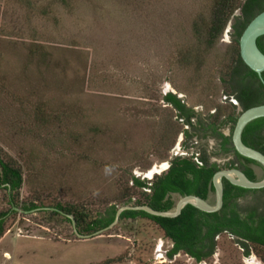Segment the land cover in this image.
<instances>
[{
	"label": "rangeland",
	"instance_id": "rangeland-1",
	"mask_svg": "<svg viewBox=\"0 0 264 264\" xmlns=\"http://www.w3.org/2000/svg\"><path fill=\"white\" fill-rule=\"evenodd\" d=\"M32 1L38 10H44L47 0ZM209 2L109 0L104 19L101 12L95 15L80 7L75 19L79 17L81 22L76 27L74 19L64 26L60 19L49 24L35 21L27 2L0 0V150L23 170L21 201L39 197L52 204H89L93 210L102 209L113 204L128 173L150 181L171 159L195 154L182 149L181 134L169 152L157 149L162 128L175 115L162 102L166 94L177 95L203 117L235 102L225 97L220 83L227 64L223 62L230 59L232 23L205 64L192 65L186 71L180 63L179 53L195 52V43L189 41L191 16L206 14ZM163 17L166 25L161 22ZM64 28L74 38H66ZM35 35L50 43L55 59L70 62L66 76L59 70L45 74L28 58ZM79 74L99 80L89 82L81 93L74 86ZM36 107H46L48 116L72 112L73 121L43 128L34 118ZM240 110L237 107L236 113ZM88 127L102 134H90V142L82 147L66 137L70 132L85 133ZM213 145L208 141V152ZM255 171L263 179V170ZM172 199L175 204L180 201L178 196ZM255 199L248 195L239 205L253 206ZM208 204L215 205V195ZM7 209L6 192L0 189V211ZM43 223L38 215L27 216L23 223L19 218L10 220L0 239V264H102L117 259L121 261L116 264H197L182 253L170 261L167 253L172 244L147 221L118 223L88 240L73 236L68 224ZM216 243L214 256L200 264H264L260 260H264L263 249L252 248L246 257L236 240L226 234Z\"/></svg>",
	"mask_w": 264,
	"mask_h": 264
},
{
	"label": "trees",
	"instance_id": "trees-1",
	"mask_svg": "<svg viewBox=\"0 0 264 264\" xmlns=\"http://www.w3.org/2000/svg\"><path fill=\"white\" fill-rule=\"evenodd\" d=\"M17 1L27 2V7L35 21L45 20L49 24L60 19V23L62 21V26H64L68 20L74 19L76 27L81 22L79 17L75 19V13L80 7H86L95 15L101 12L103 16L101 18L104 19L103 14L108 10L106 4H109V0H47L44 10H38L35 1ZM142 6L144 5L142 4ZM263 12L264 0H210L206 14L205 12L201 13L196 18L191 16L190 19L191 34L189 33L190 38L188 36L187 39L189 38V41L195 43V52L186 51L178 54L181 58V65H185L186 68L195 64H205L207 55L216 47L232 23L230 59L223 62L227 64L221 71L220 83L225 89V97L228 100L233 98L242 111L264 105V83L258 75L243 64L239 50V40L244 30L254 18ZM150 20L151 24H154L153 19ZM99 21L100 19L97 23ZM161 22L166 25L168 21L163 17ZM91 28L88 24L89 31H92ZM65 30L66 38L68 35L74 38L75 35L72 32ZM36 35L31 37L33 43L29 47L28 58L35 62L36 66L42 69L45 74L50 75L59 70L63 76H66L67 70L71 67L70 62L66 58L62 61L55 59L54 49L49 47L50 43L38 40ZM256 46L264 54V37L256 40ZM88 62L87 57L84 64L85 72ZM91 79L87 78L86 74L83 76L79 74L74 86L82 93L89 82L93 83L99 80L97 76L94 81ZM262 80L264 82V73ZM162 101L173 107L175 115L169 118L170 120L166 121L168 124L162 128L164 133L157 152H169L182 133L189 137L188 131L184 128L185 126L191 127V120L198 118L197 127L200 130L212 133V136L222 141L219 153L211 154L206 148H201L189 157H177L171 162L166 172L156 175L151 181L141 180L127 172L128 179L126 178L124 182L120 183L118 195L113 204L108 203L102 209L93 210L89 204H52L39 197L32 201H21L20 193L24 185L23 170L11 157L4 155L0 150V189L6 192L8 205L6 211H0V239L8 231L7 224L10 220L14 222L19 218L23 223L29 215L42 216L45 225L55 223L68 224L72 227L71 220L67 218V216H71L75 220L79 235L92 236L109 227L114 221L117 210L121 207L146 206L157 212L169 213L174 212L177 205L172 199L173 196H178L180 199L194 196L208 202L214 195L213 177L222 170L237 169L254 183L264 179V176L263 179L258 178L255 168H260L263 172L264 169L259 164L239 156L232 146L231 136L225 137L218 133L220 125H230L233 131L240 115V113H236V105L230 104L229 108L216 107L214 112L203 117L201 114H196L193 108L187 107L172 93L165 95ZM33 115L36 121L43 125V128L53 127L52 124L59 127L62 125L61 123L73 121L72 112L51 113L48 116L46 107H36ZM80 116L83 115L80 113ZM88 129L85 133L70 132L66 137L72 139L73 145L82 147L90 142L87 139L90 134H94L96 137L102 134L96 128L88 127ZM88 131L90 132L88 133ZM242 142L248 148L264 155V118L255 120L244 128ZM230 153H233L234 160L224 165L212 162L214 156H226ZM59 155L65 157L62 151ZM82 159L89 161L87 156H82ZM222 185L223 207L218 213L206 214L190 205L186 206L180 216L175 219L154 217L142 211H127L122 213L119 223L150 222L158 229L163 238L172 244V249L167 253V258L170 261L182 253L197 264L206 262L216 252L217 238L224 234L236 240L246 257L250 255L252 248L264 250V190H244L232 186L225 179L222 180ZM137 192L141 194L138 198ZM248 195L255 196V203L253 206L243 208L239 202ZM260 260L264 263L262 258ZM120 261L121 259L109 260L102 264H116Z\"/></svg>",
	"mask_w": 264,
	"mask_h": 264
},
{
	"label": "water",
	"instance_id": "water-1",
	"mask_svg": "<svg viewBox=\"0 0 264 264\" xmlns=\"http://www.w3.org/2000/svg\"><path fill=\"white\" fill-rule=\"evenodd\" d=\"M260 37H264V12L259 14L250 22V24L246 27L239 40L240 58L243 64L250 71L258 75L262 83H264L262 80V74L264 73V54H262L256 46V40ZM262 118H264V105L253 107L246 111L240 110V115L236 121V124L231 134V141L235 152L239 156L259 164L264 169V155L256 150L248 148L242 142V133L244 128L249 123ZM213 162L217 161L213 160ZM223 179L227 180L232 186L244 190H264V179L262 181L254 183L251 182L241 171L237 169L222 170L216 173L212 180L215 195L214 206H211L208 204V202L194 196H187L181 198L176 205L175 211L169 213L157 212L146 206H125L117 210L114 221L109 227L92 236L79 235L76 230L74 218L71 216H67V218L72 222L73 232L76 237L82 240H88L100 236L103 233L111 231L114 227L118 225L122 213L127 211H142L154 217L175 219L180 216L182 210L186 206L190 205L203 213L215 214L221 211L223 207Z\"/></svg>",
	"mask_w": 264,
	"mask_h": 264
},
{
	"label": "flooded vegetation",
	"instance_id": "flooded-vegetation-1",
	"mask_svg": "<svg viewBox=\"0 0 264 264\" xmlns=\"http://www.w3.org/2000/svg\"><path fill=\"white\" fill-rule=\"evenodd\" d=\"M168 94H166V95H168ZM173 95H175V94H173ZM177 98L180 99L178 96H177ZM162 102L164 103L165 106H167L173 110L172 106L166 104L164 101H162ZM234 105H236L238 108L240 107L237 102H234ZM193 110L196 114L199 115V113L195 109H193ZM197 122H198V118H193L191 120V125H190L193 128H191L189 126H185L184 130L188 131L189 137H187V135L185 133L181 134L182 146H183L182 149L186 150V151L194 150L195 152H197L201 148H206L208 150V141H212L214 143V145H213V148L211 149L212 151L210 153L211 154H218L222 141L220 139L212 136V133H205L203 130H200V128L197 127ZM226 131H228V133H229L228 135L225 133ZM218 133L225 136V137L231 136V134H232L231 126L230 125H227V126L220 125L219 129H218ZM174 159L175 158L171 159L169 164H167L165 166L164 170H162L159 173V175L163 174L164 172H166L169 169L171 162ZM212 159L223 160V161H226V163H227V162L234 160V155H233V153H230L226 156L218 155V156H214ZM212 162H213V160H212Z\"/></svg>",
	"mask_w": 264,
	"mask_h": 264
},
{
	"label": "bare ground",
	"instance_id": "bare-ground-1",
	"mask_svg": "<svg viewBox=\"0 0 264 264\" xmlns=\"http://www.w3.org/2000/svg\"><path fill=\"white\" fill-rule=\"evenodd\" d=\"M157 172V171H156ZM153 174H151L150 176H152Z\"/></svg>",
	"mask_w": 264,
	"mask_h": 264
}]
</instances>
